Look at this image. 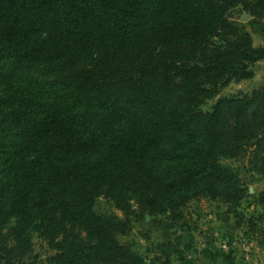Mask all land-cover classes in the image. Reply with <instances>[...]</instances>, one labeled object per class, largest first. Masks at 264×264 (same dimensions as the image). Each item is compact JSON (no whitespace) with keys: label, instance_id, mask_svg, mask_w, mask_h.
<instances>
[{"label":"trees","instance_id":"obj_1","mask_svg":"<svg viewBox=\"0 0 264 264\" xmlns=\"http://www.w3.org/2000/svg\"><path fill=\"white\" fill-rule=\"evenodd\" d=\"M237 6L264 27V0H0V264H30L33 224L52 264H171L123 238L202 197L258 206L264 245V187L223 163L264 175V87L200 109L264 60Z\"/></svg>","mask_w":264,"mask_h":264},{"label":"rangeland","instance_id":"obj_2","mask_svg":"<svg viewBox=\"0 0 264 264\" xmlns=\"http://www.w3.org/2000/svg\"><path fill=\"white\" fill-rule=\"evenodd\" d=\"M227 19L239 29L247 30L255 45L264 46V27L255 24L252 16L242 11L240 6L228 11ZM251 68V78L231 81L214 97L206 99L200 109L211 110L218 99L238 97L264 87V60L254 63ZM11 91V86L0 85V96ZM77 112L80 110H73L71 116L84 128L100 126L77 117ZM95 113L97 120L102 112ZM223 163L237 169L249 193L257 194L263 189L264 175L255 173L247 158L239 157ZM95 209L112 217L121 216V212L106 198L97 199ZM259 209L251 202L243 201L240 206L230 208L223 202L202 197L181 207L182 216L176 223L171 222L168 214L146 215L133 221L132 229L123 241L132 243L148 259L167 255L171 264H264V245L260 242L263 225L257 222L253 229L247 225V219L255 216ZM36 232L37 224H33L26 233L34 243V250L26 256V261L30 264H52L47 259L52 252L37 238ZM222 240L227 242V249L221 247Z\"/></svg>","mask_w":264,"mask_h":264},{"label":"built area","instance_id":"obj_3","mask_svg":"<svg viewBox=\"0 0 264 264\" xmlns=\"http://www.w3.org/2000/svg\"><path fill=\"white\" fill-rule=\"evenodd\" d=\"M221 247L224 248V249L228 248L227 242L225 240L221 241ZM246 256H248L247 253H246Z\"/></svg>","mask_w":264,"mask_h":264}]
</instances>
